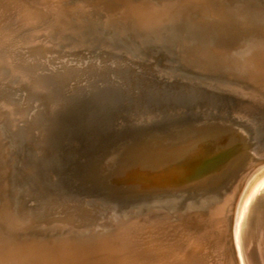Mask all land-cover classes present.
<instances>
[{
  "label": "rangeland",
  "instance_id": "1",
  "mask_svg": "<svg viewBox=\"0 0 264 264\" xmlns=\"http://www.w3.org/2000/svg\"><path fill=\"white\" fill-rule=\"evenodd\" d=\"M1 2L0 24L4 22L7 29L15 28L20 40L18 44L5 48L3 54L22 53L23 57L29 51L40 53L44 46L49 50L51 48L52 52L46 55L61 56L53 60L51 68L55 62H61L62 67L57 65L59 70L66 65L76 69L69 81L59 83L65 86H62L63 89L67 90L73 81H90L85 73L82 74L80 64L66 62L65 59L77 57L85 63L89 59L84 64L86 68L97 66L94 61L101 65L121 61L122 58L141 61L146 59V50L157 47L155 43L161 46L167 42L172 48L167 53L176 59L178 66L190 72L199 85L208 81L234 88L243 98L264 109V0H60L58 5L51 6L53 11L60 14L61 22L54 23L52 11L46 10L45 18L33 29L29 27V21L16 14L13 8H17L16 3H28L45 12L40 0ZM139 7L147 11L144 8L141 11ZM147 12L148 18L144 15ZM2 40L0 44L6 42ZM24 58L26 71L31 75L34 74L33 69H37V63H45L43 58L35 57L33 66L30 58ZM7 65L11 66V62L0 61V90L7 87L11 98L21 102V91L16 88L19 80L11 74ZM35 72L45 74L49 71L44 68ZM27 81L30 82L29 79ZM31 86L34 91H44L47 96L52 87L50 84ZM34 101L30 105L38 103V100ZM33 110V107L28 109V113ZM231 110L235 111L233 117L218 118L222 124L192 127L174 136L175 139L172 137L173 140L166 130L156 129L148 130L143 135L126 136L104 148L97 161L89 162L82 170L73 173L72 186L78 190L74 196L87 214V227L60 226L55 218L47 220L51 214H45L51 211L56 202L70 198L64 196L60 199L57 185L52 186L56 180L53 173L43 181L35 175L40 160L34 142L35 135H40L38 128L28 126L29 121L22 123L23 115L19 113L10 121H4L0 114V251H6L4 256H8L7 253L17 255L16 251L21 255L28 253L33 245L36 247L39 244L38 249L51 243L59 244L65 239L76 241L79 237H87L86 234L94 237L96 234L110 233L117 223L126 220L167 222L172 228L171 233L178 234L174 239L184 241L186 233L182 230L189 226L186 218L191 216L196 220L198 218L195 217L200 214L206 215L208 205L216 203L229 190L231 181L264 153V143L257 144L259 133L251 127L252 121L249 122L253 114L246 109L241 110L239 106H232ZM239 112H242L243 118L238 116ZM243 119L246 121L243 122ZM205 120L212 121V118L205 117ZM223 121L227 123L223 124ZM206 144H213L214 148L221 145L223 152L225 148L236 151L219 162L217 170L210 172L203 182L171 188L165 184L145 186L142 182L127 179L126 173L140 166V163L157 165L168 158L179 157L185 148ZM109 155L112 161L105 167L104 162ZM89 227L91 231H88ZM198 228L195 227V231L201 235L202 229ZM139 232L137 234L140 235ZM137 244L136 247L145 250L153 248ZM190 250L179 252L175 260L182 261L187 254L201 255V251L210 254L207 247ZM180 253H183L182 257ZM18 256H15L16 262L26 258ZM10 260L4 263L14 264ZM18 264L29 263L22 260Z\"/></svg>",
  "mask_w": 264,
  "mask_h": 264
},
{
  "label": "bare ground",
  "instance_id": "2",
  "mask_svg": "<svg viewBox=\"0 0 264 264\" xmlns=\"http://www.w3.org/2000/svg\"><path fill=\"white\" fill-rule=\"evenodd\" d=\"M1 1L3 0H0V2ZM59 1L60 0H40L41 7H44L45 12H41L42 9H40V11L38 8L28 5V3H21L20 5H17L16 3L15 5L17 8L14 7L13 9L14 11H16V14L21 16L23 19L28 20L29 27L33 29L37 25H39V23L45 18L44 15L45 13H47L46 10L49 12L52 11V15H54V23H57L60 20V14L55 10L53 11L51 6L58 5ZM1 3L0 5L2 6ZM58 7L60 8V6ZM143 8H141L142 10H140L143 11ZM147 14L148 12L144 15L146 16ZM140 15L143 17L142 13ZM146 18H148V15L146 16ZM42 23H45V21ZM151 23L153 22L151 21ZM54 25L53 27H55ZM39 31L41 30L39 29ZM0 39L6 40V42L2 40L3 42L0 44V61L8 60L9 62H11V66H7L9 67V71L11 72V74H13V76L17 77L19 80L17 82L19 85L17 84L18 86H16V88L21 91L20 98H22L21 102H17L18 99L11 98L9 90L6 89V86V88H3L2 91L0 90V106L1 108H3H0V114L2 115L1 117L4 118V121H10V119H12L16 113H19L23 115V118H21L22 123H24L25 121H29L30 124H28V126L31 125L34 128H38V133H41V128L38 124L37 119L40 115V112H42L44 108V104L46 103L49 111L48 113L52 116V118L57 116V113L62 108L63 104L61 102L62 100L58 102V99L53 96L51 91H47L49 93V95L47 96L44 91H34L31 85L46 86L49 85L48 82H50L51 80L56 81V83L58 84L60 82L65 83V81H69V77L75 73L76 69H74L70 65H66L63 70H59V67H62L61 62H55L56 64L54 63L55 65L51 68V66L53 65V60L55 61L56 58H60L61 56H51V54H49V56L46 55L47 53H51L52 51L51 48L49 50L45 46L40 49L41 54L39 52L36 54V52L32 53L29 51L23 57L22 53L21 55H18L15 52L4 55L3 53L5 51V48H9L12 45L18 44L19 40L17 30L15 28L7 29L4 22L0 24ZM36 48L39 49L40 47ZM165 53H167V51ZM25 56L26 58H30V63L31 61H33V66H35L36 58H43V61L45 63H37V69L43 70L45 68L46 70L48 69L49 72L41 74L40 72H35L37 71V69H33L34 74L31 75L30 72H27L25 68ZM65 61L80 64L83 68V72L81 71L82 74L85 73L84 75L90 78V81H86L85 83L73 81L72 84L68 86L67 90L63 89L66 90V93L74 92L75 87L88 92V90H91L97 83H99V81H96V79L94 78V75L99 77V80H102L101 78L106 79L107 77L113 78V74L109 71L107 72V70H105V65H101L99 64V62L94 61L95 64H98L97 66L95 65V67L93 68H86L84 64L88 63L89 59L86 61V63L77 57L68 58L67 60L65 59ZM151 61L153 65H156L155 67L158 72L160 74L163 73L160 67H158V59L151 58ZM117 62H119V60L111 61V63L107 65H115ZM138 63L140 64L144 62L142 60ZM57 65L59 67H57ZM178 67L182 68L181 66ZM26 77L30 82L27 81L28 79ZM87 79L88 78H85V80ZM210 84L214 87V89L223 90V93L225 95L236 101L238 100L243 104L235 106L241 107V110L246 109L248 112L253 114L254 117L249 118V122L252 121L251 126L253 124H257L258 126L264 127V109H261L252 104L246 97L243 98L240 92L236 91L234 88L221 86L220 83L219 85H214L212 83ZM199 86L201 87L203 85ZM15 96L17 95L15 94ZM35 99L38 100V103L35 105H30L31 101H34ZM40 102L41 105L39 106ZM249 105H251V107H249ZM32 107L34 110L28 113V109H32ZM260 113H262V115L259 116ZM233 115H235V111H232L231 117H233ZM238 116L242 118L244 117L242 112H239ZM138 119L140 120V117ZM245 119H243L242 121H246ZM157 122L158 121L154 122V125ZM212 125L214 124H210L209 127ZM238 133H240L239 130ZM35 137H37V135H35ZM262 137L264 138V136ZM170 138L172 139V137ZM262 140L264 142V139ZM259 141L260 140L258 139L256 141L258 142V145ZM34 142L38 147V153H40L41 155L42 149L40 148L39 142H37L36 138H34ZM217 150L220 153L219 162L226 160L234 151H236V149L231 148L229 150L224 149L225 152H223L221 145L218 148H214L213 144L199 146L194 145L192 147L185 148V150L182 151L179 157L168 158L166 161H163V163H159L157 165L140 163V166L133 167L126 173L128 175L127 179L130 182H142V185L145 186H150L152 184H165L170 187L172 186L171 188L182 187L196 181L203 182L206 176L210 172L217 170V168L211 171L209 170L207 172H204L203 168L202 170H200V174H197L198 167L201 166L205 158L209 157L213 153H217ZM122 157L123 156L121 155V158ZM258 157L250 165H248L243 170V172L239 173L238 175L236 174L237 176L229 184V190L224 195H222L216 203H214L212 206L208 205L206 209V215L200 214L198 217H195L198 218L196 220L190 215V217L186 218L187 223L190 227L188 226V229L182 230V232L185 230L184 232L186 233V239H184V241L174 239L178 234L171 233L172 228L167 222L151 219L139 223L131 220L128 222V220H126L122 222L120 221L119 224L117 223L114 231L110 233H102L100 235L96 234V236L93 235L94 237H88L87 234L88 238L86 236H82L79 237V240L76 241L67 240L64 237L65 240L59 242V244L54 245V243H51L53 245L50 244L51 246H42L38 249L36 247H40L39 244L36 247L33 245L31 246V250L29 249L30 247H28L27 249H29L31 252L29 251L28 253H21V255L18 254L19 251H16L17 255H11L12 253H7L8 256H4L3 254L6 251H3L4 253L0 251V264H5V261H7V259L13 260L15 264V256L19 255L18 257H26V255L29 253V258H22L21 260L17 261L16 264H18L22 260L29 264H264V153ZM110 159L112 158L109 155L104 162L106 164L105 167H107L109 162L112 161ZM48 214H51V216H49ZM45 215L49 216L47 220L55 218L57 221H59L58 223L61 224H59L60 226H63L65 224L68 225V227H72L75 225L79 227H84V225H86L87 227V214L84 212L83 208H81L80 203L78 204L76 201H73L71 199H69L68 201L59 200V202H56V204L52 206L51 211L47 212ZM45 215L43 217H45ZM40 216H42V214ZM63 221H65L66 223H63ZM67 222H70L71 224ZM195 227H199L200 229H202V231H200L201 235H198L199 233L195 231ZM138 228L140 229L137 230ZM91 230L92 229H90L89 231ZM138 231H140V235L137 234ZM137 243L153 248L151 250H145L144 248L136 247ZM229 243L232 246V251L230 249ZM205 246L209 249V255L207 254V252L203 253V251H201V255L197 254L196 256L186 253L187 255H185L182 261H179L180 259L178 261L175 260V255H177L179 252H188L190 249L192 250L196 248L198 250V248L203 247L206 249ZM9 264L12 263L9 262Z\"/></svg>",
  "mask_w": 264,
  "mask_h": 264
},
{
  "label": "water",
  "instance_id": "3",
  "mask_svg": "<svg viewBox=\"0 0 264 264\" xmlns=\"http://www.w3.org/2000/svg\"><path fill=\"white\" fill-rule=\"evenodd\" d=\"M155 45L146 50L144 63L122 58L115 65H105L113 78L99 80L94 75L99 83L88 92L75 87L74 92L66 93L56 81H47L63 106L52 118L44 102L38 116L41 133L34 138L42 150L35 175L43 181L53 173L56 180L52 186L57 185L60 199L67 196L80 203L74 196L78 190L72 186L71 175L97 161L102 150L119 139L143 135L151 129L166 130L169 137H174L192 127L222 124L218 118L231 116L232 106L242 104L209 82L200 87L190 72L178 67L176 59L165 53L172 51L169 43ZM151 58L158 59L163 73L158 72ZM205 117L212 121H204ZM251 127L259 133V144L264 143V127ZM219 154L217 150L207 157L197 174L203 168L204 172L216 169Z\"/></svg>",
  "mask_w": 264,
  "mask_h": 264
}]
</instances>
